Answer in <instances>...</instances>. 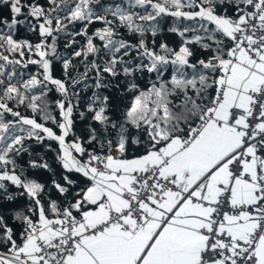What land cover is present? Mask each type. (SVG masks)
<instances>
[{
	"label": "snow or ice",
	"instance_id": "snow-or-ice-1",
	"mask_svg": "<svg viewBox=\"0 0 264 264\" xmlns=\"http://www.w3.org/2000/svg\"><path fill=\"white\" fill-rule=\"evenodd\" d=\"M0 264H264V0H0Z\"/></svg>",
	"mask_w": 264,
	"mask_h": 264
}]
</instances>
